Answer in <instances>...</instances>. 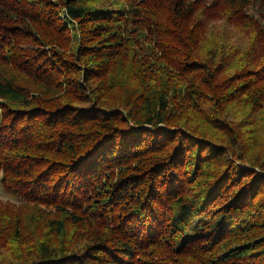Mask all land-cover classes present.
Returning a JSON list of instances; mask_svg holds the SVG:
<instances>
[{
  "label": "trees",
  "instance_id": "obj_1",
  "mask_svg": "<svg viewBox=\"0 0 264 264\" xmlns=\"http://www.w3.org/2000/svg\"><path fill=\"white\" fill-rule=\"evenodd\" d=\"M0 264H264V0H0Z\"/></svg>",
  "mask_w": 264,
  "mask_h": 264
},
{
  "label": "rangeland",
  "instance_id": "obj_2",
  "mask_svg": "<svg viewBox=\"0 0 264 264\" xmlns=\"http://www.w3.org/2000/svg\"><path fill=\"white\" fill-rule=\"evenodd\" d=\"M9 196H7L3 191H2V188L0 186V198L2 199H7Z\"/></svg>",
  "mask_w": 264,
  "mask_h": 264
}]
</instances>
